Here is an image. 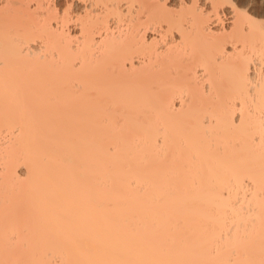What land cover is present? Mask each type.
Returning <instances> with one entry per match:
<instances>
[{
    "label": "bare ground",
    "instance_id": "1",
    "mask_svg": "<svg viewBox=\"0 0 264 264\" xmlns=\"http://www.w3.org/2000/svg\"><path fill=\"white\" fill-rule=\"evenodd\" d=\"M171 1L0 0V264H264V14Z\"/></svg>",
    "mask_w": 264,
    "mask_h": 264
},
{
    "label": "rangeland",
    "instance_id": "2",
    "mask_svg": "<svg viewBox=\"0 0 264 264\" xmlns=\"http://www.w3.org/2000/svg\"><path fill=\"white\" fill-rule=\"evenodd\" d=\"M172 2L171 0H167ZM238 9L246 10L250 15L254 17H260L261 14H264V0H231ZM262 3V4H261ZM171 4V3H170ZM224 6L226 3H222ZM222 4L219 5L218 9L223 6ZM171 9H174L172 6H169ZM214 11L208 12V19L212 20ZM210 17V18H209ZM212 17V18H211Z\"/></svg>",
    "mask_w": 264,
    "mask_h": 264
}]
</instances>
